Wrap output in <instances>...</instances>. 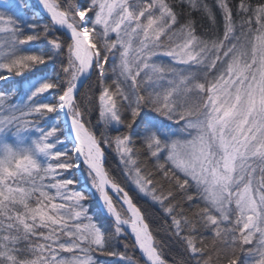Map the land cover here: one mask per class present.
Listing matches in <instances>:
<instances>
[{"label":"snow or ice","instance_id":"6c2138e0","mask_svg":"<svg viewBox=\"0 0 264 264\" xmlns=\"http://www.w3.org/2000/svg\"><path fill=\"white\" fill-rule=\"evenodd\" d=\"M0 264H264V0H0Z\"/></svg>","mask_w":264,"mask_h":264}]
</instances>
